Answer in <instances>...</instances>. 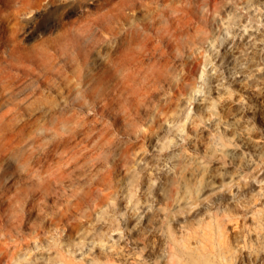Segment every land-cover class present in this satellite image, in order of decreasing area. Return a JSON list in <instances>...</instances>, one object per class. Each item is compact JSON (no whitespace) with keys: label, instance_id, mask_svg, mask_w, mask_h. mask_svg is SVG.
<instances>
[{"label":"rangeland","instance_id":"1","mask_svg":"<svg viewBox=\"0 0 264 264\" xmlns=\"http://www.w3.org/2000/svg\"><path fill=\"white\" fill-rule=\"evenodd\" d=\"M260 116L264 0H0V264H134L137 216L163 237L176 189L178 235L209 248L244 226L238 264H261L264 229L231 196L264 211V156L230 141L240 120L264 151ZM220 147L239 157L189 209Z\"/></svg>","mask_w":264,"mask_h":264},{"label":"bare ground","instance_id":"2","mask_svg":"<svg viewBox=\"0 0 264 264\" xmlns=\"http://www.w3.org/2000/svg\"><path fill=\"white\" fill-rule=\"evenodd\" d=\"M262 117V123L264 125V117ZM236 127L234 130H232V136L230 138V141L233 142H239L241 144H244L246 146H249L252 148L254 152H257V159L264 156V151L262 146L253 138L251 130L240 123V120L236 122ZM6 125L9 126V130L13 129L15 127V121L8 120L6 122ZM5 133H0V160L1 162L5 161L7 159V156L11 154V148L7 142H4V140L7 138V135H4ZM3 143V144H2ZM221 153L218 155L215 151L213 152V156L220 157L222 159V162L220 163L221 166H217L214 168L211 167H197L199 170V187L197 188V194L192 196V190L190 187L185 188V194L182 198L184 201L188 198V201H184L185 204H189V209L193 207V204L196 205L194 202L197 200H200L201 193L205 194L206 192L215 191L218 188H220L223 185V174L228 173L224 170V160L228 161L229 163H234L237 158L239 157L237 155V152L235 150L227 148H221ZM46 153L45 156L49 155V151L43 152ZM217 157V158H218ZM41 160V159H39ZM240 164L244 163V158H240L239 162ZM7 171V170H6ZM8 172V171H7ZM192 173V172H191ZM217 182H220L217 184ZM55 184V183H53ZM47 189L41 191V195L46 194ZM176 193L180 195V191L176 189ZM174 196L172 199H167V207L164 211V218L162 220V226L166 225V231L165 234H162L163 237H161L157 233V229L153 226V218L148 217L146 215L142 214L143 208L140 211L139 216H137V221L140 223L139 231H140V247L137 260H134V264H209L210 260L218 259L220 264H231L232 260L237 259V264L239 260H242L243 250L242 246L239 245L240 243V237L243 235L247 229L244 226L236 225L233 228L232 236L234 240L228 241L227 239H222L219 241L216 245L207 247L206 244L199 243L198 246L192 245V238L194 237L193 234H186V235H178L176 231H174V225H177L179 227H184L185 222L189 220V218H176L174 219L175 215L170 213V206L175 207L176 204L173 202L175 201L180 205L179 202H177L178 197ZM239 202L238 204H241L244 208L243 211L246 218L249 221L255 222L259 221V224H261L259 227L264 229V211L259 212V217L257 218L253 213L254 206H250L248 204V197L246 196L244 191H240L237 193L236 196H231ZM237 197V199H235ZM194 199V202H189L190 200ZM237 207V205H236ZM56 209L55 215L59 216V212H62L61 210ZM197 213H193V216L196 217ZM62 213H60L61 215ZM64 215V214H63ZM62 216V215H61ZM60 217V216H59ZM63 217V216H62ZM147 222V223H146ZM146 223V227L142 226V224ZM176 223V224H174ZM72 223L70 224V226ZM150 225V228L152 229L151 237L145 236V231L147 226ZM250 233V231H248ZM256 237L259 238V232H256ZM103 254L108 257V255L112 254V252H117L115 249H107L103 248ZM250 257V254H247ZM68 264H74L72 261H70ZM261 264H264V261L261 262Z\"/></svg>","mask_w":264,"mask_h":264}]
</instances>
